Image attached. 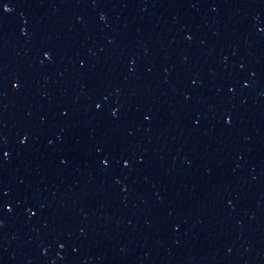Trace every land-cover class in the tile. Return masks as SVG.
Here are the masks:
<instances>
[{
	"label": "water",
	"instance_id": "95a60500",
	"mask_svg": "<svg viewBox=\"0 0 264 264\" xmlns=\"http://www.w3.org/2000/svg\"><path fill=\"white\" fill-rule=\"evenodd\" d=\"M0 264H264V0H0Z\"/></svg>",
	"mask_w": 264,
	"mask_h": 264
},
{
	"label": "snow or ice",
	"instance_id": "6c2138e0",
	"mask_svg": "<svg viewBox=\"0 0 264 264\" xmlns=\"http://www.w3.org/2000/svg\"><path fill=\"white\" fill-rule=\"evenodd\" d=\"M5 11H7V9H5ZM23 143V141H21ZM6 155V154H5Z\"/></svg>",
	"mask_w": 264,
	"mask_h": 264
}]
</instances>
